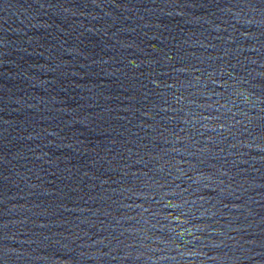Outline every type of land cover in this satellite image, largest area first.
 <instances>
[{
	"label": "water",
	"instance_id": "1",
	"mask_svg": "<svg viewBox=\"0 0 264 264\" xmlns=\"http://www.w3.org/2000/svg\"><path fill=\"white\" fill-rule=\"evenodd\" d=\"M0 264H264V0H0Z\"/></svg>",
	"mask_w": 264,
	"mask_h": 264
}]
</instances>
